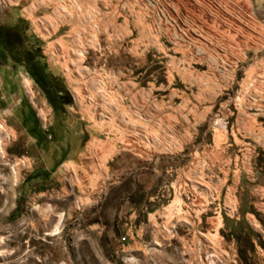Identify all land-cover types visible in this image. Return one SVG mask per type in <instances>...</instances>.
<instances>
[{"label": "rangeland", "instance_id": "374dc122", "mask_svg": "<svg viewBox=\"0 0 264 264\" xmlns=\"http://www.w3.org/2000/svg\"><path fill=\"white\" fill-rule=\"evenodd\" d=\"M11 118L0 264H264V0H0Z\"/></svg>", "mask_w": 264, "mask_h": 264}, {"label": "bare ground", "instance_id": "6f19581e", "mask_svg": "<svg viewBox=\"0 0 264 264\" xmlns=\"http://www.w3.org/2000/svg\"><path fill=\"white\" fill-rule=\"evenodd\" d=\"M188 4V3H187ZM41 112L43 113V110L41 109ZM11 113V112H10ZM9 120V121H8ZM8 120H4L3 122H1L0 123V127L2 128V129H4V130H8V128L7 127H9L10 125H8L7 123H9V122H11L12 123V125L14 124L15 126L17 125V122H16V120L14 119V118H11V120L10 119H8ZM9 129L13 132V134L15 133V134H17L16 133V131H15V129L13 128V127H9ZM7 132H9V131H7ZM10 134V133H9ZM1 136H0V145H2V144H4L3 143V141L4 140H1ZM60 219H62V217H60ZM50 234H53V233H50ZM53 235H55V233L53 234Z\"/></svg>", "mask_w": 264, "mask_h": 264}]
</instances>
